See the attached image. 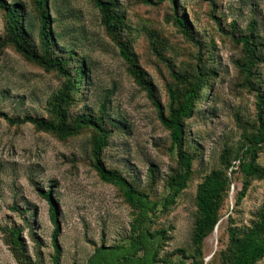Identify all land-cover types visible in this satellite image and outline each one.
I'll return each mask as SVG.
<instances>
[{
    "label": "rangeland",
    "instance_id": "1",
    "mask_svg": "<svg viewBox=\"0 0 264 264\" xmlns=\"http://www.w3.org/2000/svg\"><path fill=\"white\" fill-rule=\"evenodd\" d=\"M7 1L23 4L25 14L34 16L31 0ZM110 1L124 15L117 38L132 49L164 107L169 103L166 85L177 84L172 74H194L196 65L208 73L211 86L202 90L194 114L185 122L184 149L193 156L187 187L168 210L161 211L167 179L178 169L176 156L169 152V133L146 92L134 82L92 0L48 2L55 19L52 27L59 36L56 55L65 58L75 52L68 67L71 75L80 64L77 58L84 57L89 68L85 84L67 105L68 121L84 111L96 115L101 104L106 105L107 118L122 127L105 124L111 131L103 149L106 166L160 203L148 226L152 232L166 231L161 257L180 248L193 255L197 186L221 167L223 149H230L233 156L255 134L258 106L264 120V0H175L176 13L184 14L200 48L173 24L171 3ZM4 29L0 10V41ZM248 34L254 35L255 61H248L236 42ZM249 62L247 74L243 69ZM65 84L66 76L27 62L11 47L0 52V228L20 231L24 254V258L16 256L7 233L0 230V264H26L25 259L31 264H85L99 245L129 240L132 210L119 190L100 181L93 169L90 129L62 140L31 125H10L5 120L26 115L52 119L48 103ZM256 162L264 167V150ZM226 173L232 184L221 201L219 222L203 242L206 264H225L218 252L227 248L230 229L244 232L264 217V180L250 179L245 197L237 203L244 178L240 172ZM47 191L58 205V254L51 243L49 207L41 195ZM257 264H264V258Z\"/></svg>",
    "mask_w": 264,
    "mask_h": 264
},
{
    "label": "trees",
    "instance_id": "2",
    "mask_svg": "<svg viewBox=\"0 0 264 264\" xmlns=\"http://www.w3.org/2000/svg\"><path fill=\"white\" fill-rule=\"evenodd\" d=\"M142 1L149 5L171 3L174 7L173 24L185 38L200 48L188 28L184 14L176 13L175 0ZM31 2L34 16L25 14L23 4L0 0V10L3 11L5 20V38L0 41V52L5 47H11L27 62L66 76V84L60 93L48 103L52 119L26 115L22 118L5 117V120L10 125H31L36 130L53 134L62 140L90 129L92 131L90 153L93 169L100 181L119 190L124 202L132 210L128 242L115 243L110 246L99 245L85 264H206L203 242L214 232L217 222H219L218 213L221 201L232 184V180L226 172L230 171V175L240 172L244 178L243 186L237 193V203L245 197L250 179L264 180V167L259 166L256 162L258 154L264 150V120L261 107L258 106L255 134L248 139L245 145L239 147L233 156L230 149H223L219 157L221 167L210 171L197 186L195 194L197 220L192 236L193 255H188L185 249L180 248L168 256L161 257L162 241L166 231L152 232L148 226L152 217L159 210L160 203L151 200L146 192L139 190L118 170L108 168L103 160V149L108 145L111 132L105 124L109 122L111 127L117 130L122 127L107 118L104 103L101 104L98 114L94 115L92 111H84L71 122L68 121L67 105L80 91L81 85L84 83L83 80L89 75V68L84 57L77 58L76 62L80 64L71 75L68 67L73 58L72 55H77L75 52H69V57L65 58L56 55L57 49L60 48L59 36L52 27L55 19L48 10L49 0H31ZM92 3L100 12L102 25L107 34L114 39L122 60L128 64L130 74L135 79L134 82L146 92L155 108L159 123L169 133V152L176 156L178 169L168 177L166 182L168 194L163 199L161 206V211H166L173 205L175 198L183 192L191 179L193 156L184 149L185 122L194 114L196 102L200 99L202 90L211 86L208 83V73L204 71V66L196 65L194 74L179 72L172 74V78L177 84L175 86L166 85L169 103L167 107H164L156 94L154 85L147 81L146 73L139 65L132 49L116 36L124 20V15L116 11L117 4L110 0H92ZM215 22L216 25H220L219 22ZM253 37L254 35L248 34L236 39V42L242 45L248 61L257 59L253 51ZM154 48L158 53L157 48L155 46ZM66 51L68 52V50ZM199 56L201 57L200 51ZM158 57H160L159 53ZM251 66L252 64L249 62L243 70L250 74ZM41 195L49 207V219L53 224L51 243L54 252L58 254L60 234V222L57 218L59 217L58 205L51 191L41 193ZM0 230L7 233L10 244L15 250L14 254L24 258L20 231L15 228H0ZM218 255L225 264H257L261 261L264 258V217H260L251 228L244 232L230 229L228 246L224 251L218 252ZM216 256L217 253L212 256V261ZM25 262L31 264L27 259Z\"/></svg>",
    "mask_w": 264,
    "mask_h": 264
},
{
    "label": "water",
    "instance_id": "3",
    "mask_svg": "<svg viewBox=\"0 0 264 264\" xmlns=\"http://www.w3.org/2000/svg\"><path fill=\"white\" fill-rule=\"evenodd\" d=\"M208 259H209V258H208ZM208 259H207V260H208Z\"/></svg>",
    "mask_w": 264,
    "mask_h": 264
}]
</instances>
